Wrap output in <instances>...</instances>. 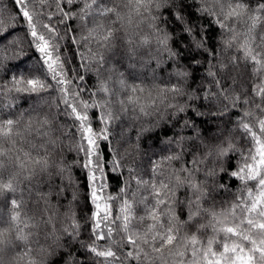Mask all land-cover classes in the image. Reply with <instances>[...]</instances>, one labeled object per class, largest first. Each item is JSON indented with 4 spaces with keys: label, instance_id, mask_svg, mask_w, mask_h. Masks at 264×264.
<instances>
[{
    "label": "snow or ice",
    "instance_id": "snow-or-ice-1",
    "mask_svg": "<svg viewBox=\"0 0 264 264\" xmlns=\"http://www.w3.org/2000/svg\"><path fill=\"white\" fill-rule=\"evenodd\" d=\"M46 2L40 0L42 5ZM32 3L33 0H13L16 14L7 17L0 8V66L14 58L15 53H8L18 38H9L14 37V21L20 17L27 21L43 72L12 77L11 87L0 85V96L13 91L39 95L50 89L60 93L59 104L64 108L56 104L57 115L62 111L73 120L75 132L70 135L79 137L75 151L83 153L82 162L76 163L88 169L90 243L81 246L96 258V264H264V0H256L255 6L249 0H191V4L187 0H56L61 23L64 19H79L86 28V34L81 32L79 38L73 35L71 42L87 49V54L77 51L80 67L95 66L98 86L88 99L81 97L82 87H70L74 80L68 78L67 71L75 69L66 70L67 62L56 54L58 45L53 40L62 38L56 29L44 25L53 34L47 38L36 30L29 7ZM74 6H79L78 12ZM192 7L195 13L187 11ZM197 14L199 18H209L220 30V51H234L237 55H230L227 61L218 56L216 47L208 43L207 26L193 21L192 16ZM170 24L179 28L174 30ZM153 62L149 77L144 69ZM164 64L171 69L166 79L161 75L166 72ZM241 64L252 68L255 80L250 94L236 93L234 88L223 86V75L218 77L230 68L239 70ZM204 65L215 92L189 83L194 82L195 72ZM229 78L232 85L237 83L236 76ZM75 79L83 82L84 76ZM147 79H151L150 85ZM101 94L103 99L97 100L95 97ZM197 100L215 101L216 110L207 114L221 120L227 116L225 123H231L230 112L241 105L251 106L239 114L234 129L249 144L247 149H238L230 137H213L219 142L211 144L205 143L198 131L196 136L188 137L176 132L166 143L175 144L179 151L150 158L149 179L128 168L137 190L129 194L131 183L126 182L119 197L105 195L107 185L98 183L96 176L97 171L103 173L98 141L111 143L110 125L120 119L112 106H118L124 115L131 113L135 120L155 116L157 123L164 122L165 126L172 120L173 128L182 121V128L196 129L197 118L206 115L200 111L203 105L194 107ZM11 107L0 106V204L5 209L0 212V264H6L9 252L14 253L15 264H38L31 254L32 245L39 244L40 234L34 231L38 224L29 214V201L35 195V203L43 204V211L48 213L41 222L50 224L53 197L59 201L70 195V205L79 203L80 197L71 165L63 157L62 138L55 135L59 130L55 117L3 111ZM95 109L100 110L95 119L103 125L99 131L94 129L90 116ZM190 112L193 115L188 116ZM149 130L142 128L135 140H125V154H141V136ZM186 139L192 142L193 149L187 153L192 157L188 161L184 159ZM235 152L240 154V164L235 170L225 168V159ZM121 159L123 156L118 159L113 153V170L122 167ZM209 161L212 167L201 168ZM201 172L204 180L198 179ZM218 175L220 180L216 179ZM223 176L238 179L243 188L227 208L217 209L213 193L226 190ZM45 187L48 191H43ZM141 188L147 195L137 199ZM181 190H185L183 198L178 195ZM116 199H120V205L114 212L111 202ZM141 206L143 214L138 215ZM65 218L69 223L62 235L77 239L80 224L75 212L70 217L65 213ZM140 224L144 227H138ZM49 235L52 243L40 248L46 256L55 255L62 247V236L56 234L54 224L51 233L45 235L46 241ZM39 264L48 262L44 259Z\"/></svg>",
    "mask_w": 264,
    "mask_h": 264
},
{
    "label": "trees",
    "instance_id": "trees-1",
    "mask_svg": "<svg viewBox=\"0 0 264 264\" xmlns=\"http://www.w3.org/2000/svg\"><path fill=\"white\" fill-rule=\"evenodd\" d=\"M189 4H191V0H187ZM253 6H255L256 0H249ZM34 5V7H33ZM30 10L33 11L34 15V23L36 25V30L39 33H42L47 37L52 36V33H49L48 30L44 27V25H49L52 28L56 29V33L62 37L61 39L53 40V43L58 45V52L63 60L67 63L65 65L66 70L75 69V71H67V75L69 79H73L74 82L70 85L73 89H78V87H82L84 89L83 92L80 93L83 99H88L91 91H94L98 86V77L95 72V66H88L86 68H81V59L80 56L77 55V51L84 52L87 54V49L82 44H73L71 42V37L73 35L79 38L81 32L86 34V28L83 27L81 21L79 19H64V22L61 23L62 17L60 12L56 7V0H47L43 5L40 3V0H33V3L29 5ZM65 10L67 6H64ZM0 8L4 9L5 16L8 14L15 15V8L13 5V0H0ZM74 11H79V6H74ZM189 13H195V8H189L187 10ZM51 17V19H49ZM193 21L198 25L207 26V34L209 37L208 43L211 46L216 47L218 56L223 58L225 61L228 60L230 55H237L234 51L230 52H221V44H220V30L216 27L215 24L210 23L209 18H199L198 14L192 16ZM16 27L14 32V37H10L9 39L18 38V43L14 46V48L9 50L8 55L13 56L14 58L7 60L4 62L3 66H0V85L7 84L11 87L10 81L12 77L19 78L21 75L24 77H30L35 75H41L43 69L41 68L40 61V53L36 51L34 45L31 43L32 37L30 36V29L28 28L27 21L23 20L20 17H17L14 21ZM91 27V24L88 25ZM169 27H173L174 30L179 28V25H169ZM4 43H7L5 41ZM93 47H95L93 45ZM163 59H167L164 57ZM211 59V57H209ZM215 62V61H213ZM187 63V59L185 60ZM144 69L147 72L148 76L151 77V67ZM166 69L165 73H162L167 78V71H171L168 68L167 64H164ZM206 68L207 65L201 67L198 71L195 72L194 82L192 80L189 83L192 84L194 88L203 86L204 89H211V91L215 92L216 88L212 79L206 76ZM159 71V70H157ZM78 75L84 76V81L81 82L78 79H75ZM223 75L225 78L222 80V84L225 87H232L235 89L236 93L248 92L250 94L251 85L253 84L255 78L252 76V68L249 65L247 68L244 67L243 64L240 65V69L230 68L229 71L225 74H218V77ZM230 76H236L237 83L232 85V81L229 78ZM101 79L103 77H100ZM50 79V77H49ZM147 84H151V79H147L145 81ZM54 83V82H53ZM203 96V92L200 93ZM59 96L60 93L55 90H47L39 95L37 94H27V93H16L15 91L8 93L7 95L0 96V106L10 104L12 107L5 108L3 111L7 113L8 111L13 112L14 114H19L20 112L31 113L35 115L39 113L40 115H48L49 117H55V123L58 126L59 130L55 133L56 136L62 138V150L63 157L67 161L69 165H71V173L74 181L77 182V191L79 193V203L70 205L71 197L66 194V197L57 198L53 197L50 201L52 207L50 209L51 213H54L53 220L50 224H46L41 222V217L47 219L48 213L43 211V204H36L35 195L32 197V200L28 203L29 214L35 217V222L38 224V228L34 229V231H38L39 236V244H33L32 248L34 249L32 252V258L35 259L38 264L42 260L46 259L48 264H96V258L91 255V253L87 252V250L82 247V244L90 243V229L88 227L90 220V212L92 210V206L86 200V194L89 192V180H88V169L83 168L80 163H76L77 161L82 162L83 153H77L75 151V141L79 139L77 135H70L75 132L73 127V120L64 116L61 111L57 115L56 104H59ZM97 100L103 99L102 94L95 97ZM180 102H184L181 98ZM200 111L206 113L204 117H199L196 120L197 128L196 129H188L182 128L181 125L173 128L172 124L174 121L168 120L167 126H165L164 122L157 123L158 118L153 116L150 118H141L139 120H135L132 118V114L129 113L124 115L119 112L118 106L113 105L112 111L120 117V119L115 120L111 125V136L110 141H98L99 144V155H100V167L103 169V173L97 171V182L103 183L107 185L105 188V195H112L113 197L120 196V189L125 186L126 182L131 183V189H129V194L133 190H137V185L134 180H131V177L128 172V168L135 169V175L142 176L143 179L147 180L150 178L149 169L151 167L149 163V159H159L162 155H167L169 151L179 149L175 144L169 146L166 141L169 137H172L176 132H180L181 136H196L197 131L199 135L203 138L205 143L215 144L219 141L213 140V137H221V139L225 137H230L233 142L236 144L238 149H247L249 144L241 139V133L235 129V123L239 118V114H242L245 108L251 106L241 105V107L229 113L231 117V123H225L228 120V117H224L223 120L219 118H214L207 113L209 110L215 111L217 105L215 101H202L197 100L196 106H200ZM59 108L63 109L64 105L59 104ZM36 111L33 112L32 110ZM100 110L95 109L90 112V116L93 117V127L97 131L103 127L102 124L99 123L97 119H95V114ZM169 113L172 112L171 109L168 110ZM188 116L193 115V113H188ZM152 125H157L156 127H152ZM150 129L149 131H145L141 136V146L142 153L132 155L125 154V140L132 139L135 140L136 135L140 132L141 129ZM191 141L185 140L184 148H185V161L191 160V155L187 154L193 151L191 148ZM197 143H200L198 140ZM146 154H143L145 153ZM113 153L117 154V158L123 156V159L120 160L122 167L113 170L111 160L113 158ZM241 157L239 152L230 153L229 158H226L224 161V167L230 170H235L236 167L240 164ZM176 167H179V163H176ZM212 167V162L209 161L207 165H201V168ZM223 175V174H221ZM103 176V178H101ZM198 179L204 180L203 172L197 174ZM221 176L218 175L216 177L217 180H220ZM226 186L225 189H218L213 193L215 196V205L217 209L221 207L227 208L228 204L232 202L237 195L240 194V190L243 188L241 181L235 179L231 176H223L222 181ZM59 183V181H56ZM252 182H250L251 184ZM209 184H211V180H209ZM43 191H48L47 187L43 189ZM71 191V189L69 190ZM185 194V190H181L178 195L183 198ZM141 195H147L145 189L141 188L138 190L137 199ZM27 193H25V199H27ZM113 211L116 212L120 205V199H116L111 202ZM206 206H210L206 205ZM71 209V210H70ZM5 211L3 209L2 204H0V212ZM72 211L75 212L76 218L80 224L79 237L77 239L69 238L67 235H62V229L68 226L69 220L65 218V213L70 217L72 215ZM142 206L141 210L138 212V215H142ZM147 223V222H145ZM55 225V230L57 235H61L62 239L60 243L62 247L56 250V254L52 256H46L41 253V246L44 248H48L52 243L51 236L49 235V239L45 240V235H48L52 231V225ZM138 227L143 228L144 224L138 225ZM115 238L119 240V235H116ZM126 250V249H125ZM63 253V254H61ZM14 253L9 252L5 256L6 264H15L13 259Z\"/></svg>",
    "mask_w": 264,
    "mask_h": 264
}]
</instances>
